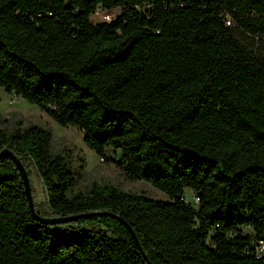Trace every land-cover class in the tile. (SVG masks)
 Wrapping results in <instances>:
<instances>
[{"label":"trees","instance_id":"16d2710c","mask_svg":"<svg viewBox=\"0 0 264 264\" xmlns=\"http://www.w3.org/2000/svg\"><path fill=\"white\" fill-rule=\"evenodd\" d=\"M100 8L121 12L94 23ZM0 87L168 197L76 192L49 130L2 126L0 151L44 185L39 215L114 213L147 260L116 218L34 220L3 157L0 264H264V0H0Z\"/></svg>","mask_w":264,"mask_h":264},{"label":"rangeland","instance_id":"374dc122","mask_svg":"<svg viewBox=\"0 0 264 264\" xmlns=\"http://www.w3.org/2000/svg\"><path fill=\"white\" fill-rule=\"evenodd\" d=\"M121 9L108 10L100 8L94 14V23L110 22L117 18ZM4 113V114H3ZM7 121L0 127L14 128L18 123L24 127L37 125L49 130L53 135V153H65L70 158L73 170L79 175L75 191H88L93 184L112 185L126 192L142 193L152 199L167 200L168 197L149 183L130 181L114 164L104 162L84 142L83 133L75 127L63 128L34 104L28 103L15 95L8 94L0 87V116ZM108 157H115L112 150ZM34 200L42 213H48L47 193L40 178L33 176ZM192 191L186 190V199L192 200Z\"/></svg>","mask_w":264,"mask_h":264},{"label":"water","instance_id":"95a60500","mask_svg":"<svg viewBox=\"0 0 264 264\" xmlns=\"http://www.w3.org/2000/svg\"><path fill=\"white\" fill-rule=\"evenodd\" d=\"M3 157L10 158L14 162V164L16 165V167L18 168V170L21 174L23 184L25 187V193H26L27 200L29 203V209H30V212H31L34 220H36V221H38L44 225H59V224H63V223H67V222H73V221L81 220V219H87V218H91V217L109 216L112 218H116L124 226L127 227L129 232L131 233L132 237L134 238L139 250L143 254L144 258L147 260V256L143 252V250L139 244V241H138L134 231L132 230L131 226L124 219H122L118 215H115L114 213L103 211V212H92V213H87V214H79V215L69 216V217H44V216L39 215L35 209L31 181H30L29 174H28L25 166L23 165L21 160L8 148H5V149L0 151V160Z\"/></svg>","mask_w":264,"mask_h":264},{"label":"built area","instance_id":"2783aa9c","mask_svg":"<svg viewBox=\"0 0 264 264\" xmlns=\"http://www.w3.org/2000/svg\"><path fill=\"white\" fill-rule=\"evenodd\" d=\"M195 203L198 204V199L197 198H195Z\"/></svg>","mask_w":264,"mask_h":264},{"label":"crops","instance_id":"0c3cea01","mask_svg":"<svg viewBox=\"0 0 264 264\" xmlns=\"http://www.w3.org/2000/svg\"><path fill=\"white\" fill-rule=\"evenodd\" d=\"M4 114V113H3ZM1 116H3V115H1Z\"/></svg>","mask_w":264,"mask_h":264}]
</instances>
